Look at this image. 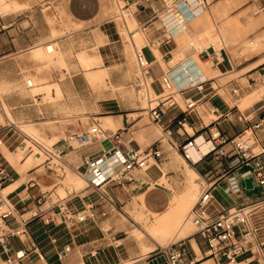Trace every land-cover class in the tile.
<instances>
[{"label": "crops", "instance_id": "obj_1", "mask_svg": "<svg viewBox=\"0 0 264 264\" xmlns=\"http://www.w3.org/2000/svg\"><path fill=\"white\" fill-rule=\"evenodd\" d=\"M194 1L195 0H190V3L192 4ZM201 1L203 2V6L199 10L195 11L194 7L196 5L185 8L187 11L193 7L195 11V13L187 12V20H189V23L186 30L176 28V23L171 19L165 20L167 25L165 32L174 28L172 32H168L171 33L173 37L168 44L165 43L164 30H161L164 24H162L160 20L153 19L154 14L151 10L141 9L134 17L143 35V52L148 60L153 63L152 75L155 83L151 89L154 90L156 94L157 92H159L158 94L162 92L159 81L164 74L172 73L175 79H177L176 86L179 90V97L185 108H183L181 102L177 100L179 106L176 108H169L166 111L163 122L165 126H169L170 133L164 134L163 132V135L169 138V144L182 158L181 146L186 144L188 140L201 138L204 141L210 142L213 150L218 144V141L213 140L217 135L220 134L225 138H235L242 135L244 130L253 125V123L245 122L241 118V115L246 118L256 117L255 121H257V116L264 114V68H262L264 63L250 69L245 74L246 78H242L240 81L233 80L231 83L223 86L219 79L220 76L231 73L234 67V56L231 49H227L224 46L220 49L216 47V52L221 58L218 63L212 60L211 62L213 65L211 67L205 66V64L209 62V59L200 55L193 48H190V50L185 49L187 38L197 34L198 41L199 39L202 41V34H214L212 27L217 28L224 25V27L228 29L227 34L233 32L232 30L236 31V28H238L242 30L241 34L242 37H244L245 34L243 31L246 27L253 26L255 28L256 25L260 23V20L254 16H256L255 10L258 12L261 11L258 10L257 6L250 0ZM157 6L161 8L163 6L162 2H158ZM102 8V0H70L68 5V10L72 13L75 20L83 24L93 22L95 18L100 15ZM157 29L160 30L157 31ZM253 32L255 33L256 31ZM77 33L80 35V32L74 34ZM81 33L82 35L86 34L85 31ZM34 34L35 31H21L20 26L16 25V23L9 25L5 29L0 28V84H2L5 89L11 90L17 88L18 84L21 83L18 77L21 75L23 69L34 70L37 67V63L31 58H28L30 55L29 53L22 54V52H27L31 48ZM218 34L220 36L219 31ZM244 40L243 38L237 39V41L240 42ZM23 41L29 43L28 47L26 46L24 49H22L21 46ZM153 43L156 45L153 46ZM34 51L35 54H33V56L36 59H39L36 53H45L41 46L33 48L32 53H34ZM95 58L100 65L101 58ZM183 67L188 69L195 78H201L203 80L208 79L201 91L197 89L188 90L189 84L188 82L186 84L187 79H183ZM93 70L104 71L108 76L105 69L95 67ZM62 72L66 74V69H62ZM211 73L213 76L209 77L208 75H211ZM54 74L58 76L59 72H55ZM245 80L250 82V87L244 85ZM73 82H75V80H73ZM253 87H255V89H253ZM220 88L225 92L224 94H221ZM183 89H186V91L182 92L181 90ZM233 89L240 90L238 96L233 95ZM241 96L243 97L239 99ZM5 98L9 105L17 104L19 101L17 96H8ZM199 99L202 101L198 104V108L193 111L190 116H187V122H183V127H180L178 122L184 120L186 117L185 111L187 110V103ZM243 99L245 101L244 103L248 104L245 110H241L240 106L237 104ZM41 100L42 98H38L40 103ZM105 101H108V103L102 104V106H111L119 109L113 116L99 118L104 120L105 125L115 128L116 131L124 130L125 141L131 143L135 148L144 150L150 145H153L154 140L147 136V133L141 129L140 124L142 121H138L137 119L131 120L129 116L133 114L129 113L128 109H122L129 105L125 98H113ZM216 111H222L223 113L232 111V114L229 117L220 119L216 122L217 124H215L214 122L218 117ZM147 115L149 117L148 112ZM5 118L8 120L7 116H5ZM206 118L208 122H206ZM149 120L153 123L150 117ZM93 121V124L98 125L99 122L96 119ZM155 126L157 127V125ZM187 126L192 133L187 130ZM76 130H79L83 137L80 138L77 132L73 135H78L79 138H74V140L70 141V137L73 136L71 135L69 138L67 137L57 142L53 146V149L58 150L60 153L57 155L58 158H54L50 164L39 163L33 168L25 169V158L23 161L17 162V164L12 162L11 157L15 152L12 151V147H10L9 144L5 147L7 151H4L3 148L0 149L5 161L12 167L15 175L14 182L6 188L5 193L18 209L24 205L33 208L35 200L42 194L47 197V202L41 206V209L43 211L48 209L46 205L53 200L52 192H54L57 187V177H59L55 174V171L53 172L51 165L54 160L58 159L61 160L65 166L69 167L70 171L75 174L78 173V175L83 177L86 181H84L86 184L85 188L80 191L68 193L67 196V199L72 201L70 204H73L77 211H82L90 205H94L99 212L105 210L107 201L102 199L101 192H104L108 198L119 205L120 210H123L121 206L132 198L131 194L135 190L144 191L147 184L164 178L167 174L165 169H167L168 173L172 174V171L168 169V166H171L170 162H167V160H169V149L165 144H161V149L164 153L162 162L153 164L145 172H135V180L126 185L120 186L114 183H105L98 189L91 185V175L85 164V159L100 158L103 152L113 153L115 148L108 142H102L97 139H95L96 141L91 139L89 141L86 135L87 127L84 125ZM255 134L257 140L253 141L254 143L251 147V151L254 154H260V159L264 164V136L260 130H256ZM9 155H11V157ZM12 159L16 162L14 158ZM187 164L197 171L198 176H202L205 175L212 166H215V161L212 160L210 156L197 165H192L188 162ZM201 164L207 166L208 169L200 171L199 166ZM248 171H251V168L242 169L238 172L239 177L245 180L251 178L252 173ZM171 178H173V176H171ZM130 187H134L133 190H129L128 188ZM153 193V189H146L143 194L145 196L144 204L146 208L153 213L165 211L169 207V197L166 194L155 197ZM262 195H264V188L255 187V190H248L246 184L243 193L239 195L227 193L224 186L218 188L214 192L217 204L225 209L232 208L239 204H250L255 202ZM119 212L112 213L106 218H100L97 223H89L85 226L73 241L72 253L62 260L59 259L58 253L64 246L71 243L72 233L67 231L64 226H45L41 219L34 221L30 225L32 232L31 240H26L25 244L19 240H14L12 245L14 248L19 249L24 246L28 247V245H30L29 241L37 243L40 250L45 255V261L41 262L33 255L32 264H85V256L96 248L101 249V247L105 249L99 252L97 259H95L96 262L102 264H148L147 257L149 256L143 255V249L139 248L137 251H132L128 239L117 241L115 235L113 236L114 240L112 237L109 238V232L115 231L119 223H121V219L117 216ZM54 237L58 239L56 244L51 241ZM114 241L120 242V245H116ZM187 243L188 255L186 257V263L194 261L195 264H216L213 259L207 256V246L198 236L194 234L190 237L187 236ZM1 263L2 258L0 259V264ZM238 264H264V258L257 256L251 258L248 255L241 258Z\"/></svg>", "mask_w": 264, "mask_h": 264}, {"label": "rangeland", "instance_id": "obj_2", "mask_svg": "<svg viewBox=\"0 0 264 264\" xmlns=\"http://www.w3.org/2000/svg\"><path fill=\"white\" fill-rule=\"evenodd\" d=\"M69 1L0 0L1 29L16 23L20 26L21 31H35L31 48L22 54L29 53L28 58L37 63L34 70H22L18 77L21 83L18 84L17 88L8 90L0 84V95L3 98V107L5 108V115L4 112L0 115L4 122H0V125L10 123L5 118L8 115L9 119L19 129L50 148L60 140L69 138L77 132L82 138L81 132L76 129L83 127V125L87 127L88 140H95L90 133V128L96 126L92 123L94 119L99 122L98 125L103 129L116 131L115 128L105 125L104 120L99 118L113 116L119 109L102 106V104L108 103L105 101L108 99L125 98L129 105L122 109H128V112L133 114L129 118L142 121L141 129L154 140L153 145L165 144L168 147L169 160L167 162H170L171 165L168 166V169L172 171V174L165 169L167 174L164 178L147 184L144 191L135 190L131 194L132 198L121 206L123 210L119 208L120 212L117 216L121 219V223L115 231L109 232V238L115 235L117 241L128 239L132 251L141 248L143 255L153 256L162 247L168 246L178 239H185L184 237H176V233L186 223L187 215L198 198L193 187V181L197 179L198 175L190 172L188 168L190 166L173 150L169 144V138L164 136L163 132L149 120L147 109L151 105H156L154 100H156L159 92L156 94L154 90L150 89V98H147L148 91L137 88L135 85V80L140 75L135 54L144 44L143 35L134 18L135 15L126 11V8L121 9L124 5L121 0L120 4L119 0H102L103 8L100 15L93 22L83 24L77 22L68 10ZM123 11L129 18L125 19L122 16ZM255 12L256 16L254 17L258 18L260 23L255 28L253 26L246 27L243 31L244 37L241 34L242 30L238 28L236 31L232 30L230 35L227 34L228 29L223 25L217 28L212 27L213 35H209L212 33L202 34V41H198L197 34L187 38L185 49L188 50L191 48V42L196 46L201 44L207 46L213 42L217 49L223 46L231 49L234 56V67L231 73L220 76L219 79L223 86L233 80L240 81L242 78H246L245 74L250 69L264 63V10L261 12L255 10ZM82 31H85L86 34L82 35ZM76 32H80V35L74 34ZM134 35L135 37H133ZM239 38L245 40L243 42L237 41ZM50 44L55 47L53 53H48L45 49ZM28 45L29 43L23 41L22 49ZM36 46L43 48L44 59L40 57L36 59L33 56L35 51L32 53V50ZM95 57L101 58V64L87 66V59H93L94 62L98 61ZM212 65L211 61L205 64L206 67ZM95 67L105 69L108 76L103 71L105 75L103 74L97 81H91L89 75ZM62 69H66V74L62 72ZM55 72H59V75L56 76ZM208 76L212 77L213 74ZM27 80H33V88L27 86ZM244 85L251 86L247 80L244 81ZM140 90L142 91L140 92ZM174 92L176 100H179L183 106L177 86H175ZM220 92L221 94L225 93L222 88H220ZM8 96H17L18 103L9 105L5 98ZM38 98H42L41 103ZM244 102L243 99L237 103L241 110L248 107V104ZM183 108L185 107L183 106ZM205 120L208 122L207 118ZM186 128L192 133L188 126ZM8 144L10 143L8 142ZM3 150L7 151L4 147ZM12 151H14V147H12ZM9 156L11 157V155ZM23 159L24 155L19 151L12 154L11 157L14 164L23 161ZM25 159V169L33 168L43 161L42 159L36 162L32 157ZM57 165L62 166L63 170H60ZM51 166L53 172L55 171L59 177H57V187L52 192L53 200L46 205L47 208L57 203L59 199L66 198L68 193L80 191L86 187L84 180L78 176V173L75 174L68 170L64 164H58L57 160H54ZM207 169V166L202 164L199 166L200 171ZM133 188L128 189L133 190ZM146 189H153L155 197L166 193L170 199L169 207L161 213L150 212L144 204L145 196L143 194ZM186 197L193 198L187 202V205H191L183 215L179 216L172 232L158 231L159 233L153 234L151 230L155 228L158 219H162L171 209L174 210L180 206ZM185 229L186 235L189 237L196 232L194 226ZM114 243L120 245V242L114 241Z\"/></svg>", "mask_w": 264, "mask_h": 264}, {"label": "built area", "instance_id": "obj_3", "mask_svg": "<svg viewBox=\"0 0 264 264\" xmlns=\"http://www.w3.org/2000/svg\"><path fill=\"white\" fill-rule=\"evenodd\" d=\"M123 6L121 9L129 11L132 15H136L141 9H149L154 14V20H160L164 24L163 34L165 43H170L172 34L165 32L167 28L165 20L169 18H179L184 16L187 18V12L195 13L203 6L201 0H121ZM255 4L258 10H264V0H250ZM162 2V7H158L157 3ZM195 3V4H193ZM120 4V0H119ZM196 5L191 9L185 10L186 7ZM124 13V11L122 12ZM160 29H157L159 31ZM135 37V35L133 36ZM201 39H199L200 41ZM156 44L153 43V46ZM200 55L209 59V61H220V55L216 52V44L210 43L207 46H196L190 43ZM137 66L140 75L135 80L137 88L150 90L154 83L152 75L153 63L148 60L143 52V48L136 51L135 54ZM208 79L196 80L191 82L188 90L197 89L201 91ZM28 86L32 87V81L28 80ZM160 86L162 92L156 96L155 106H149L147 109L151 121L164 132L170 133L169 126L164 124V116L169 108L179 106L174 92V83L170 73L164 74L160 78ZM186 91V89L181 90ZM239 89H233L235 96L239 95ZM203 99V98H202ZM151 101V102H154ZM202 100L189 101L187 103L186 117L178 122L183 127V122H187V116L198 108V104ZM4 112L3 98L0 95V115ZM218 122L220 119L229 117L232 111L223 113L216 111ZM242 119L253 125L243 134L235 138H225L217 135L213 140L218 141L214 149L210 150L206 155L202 156L198 161L193 160L191 150L197 148V139L188 140L186 144L181 146V154L184 160L192 165H197L207 157H212L215 166H212L205 175H199L195 180V186L199 191L198 198L190 210L187 221L195 228L194 235L198 236L207 246V256L213 259L216 264H238L241 258L261 257L264 258V195L255 202L250 204H239L232 208L225 209L217 204L214 192L221 187H225L227 193L231 195H239L245 189V179L240 178L238 172L244 168H251L252 180L255 187L264 188V164L260 159V154H254L251 151L253 141L257 140L255 131L260 130L264 136V114L256 117H244ZM91 134L97 140L108 142L115 151L103 152L100 158H86L85 164L91 175V185L100 189L105 183H114L124 185L134 181V173L137 171L145 172L153 164L162 162L164 153L159 145H151L142 150L135 148L131 143H127L124 139V130L109 131L96 125L92 128ZM78 135L70 137V141L77 138ZM14 147V152L19 151L24 158L32 157L36 162L43 159L42 164H50L54 158H58L60 153L50 147L43 145L39 140L26 134L23 130L17 128L13 123L0 125V149L8 145ZM63 170L62 166H59ZM196 167V166H195ZM64 172V171H63ZM15 180L12 167L5 161L3 154L0 152V259L1 264H32L33 255L43 262L45 255L40 250L37 243L29 241L28 247L16 249L12 242L19 240L25 244L26 240H31L32 232L30 225L41 219L45 226H64L71 232V243L64 246L58 253L60 260L65 259L72 253V244L75 238L80 234L85 226L89 223H97L100 218H106L112 213L119 212V205L108 198L104 192H101L102 199L106 200L107 207L99 212L94 205L86 207L82 211H77L70 200L66 198L59 199L57 203L50 206L47 210H42L47 202V197L42 194L34 202V207L29 208L26 205L18 209L9 196L5 193L6 188ZM113 238V237H112ZM114 240V238H113ZM56 244V237L51 239ZM187 238L175 241L168 246L162 247L155 255L147 257L148 264H195L194 261L186 263L188 255ZM94 249L85 256V264H102L96 262L99 252L104 250Z\"/></svg>", "mask_w": 264, "mask_h": 264}, {"label": "bare ground", "instance_id": "obj_4", "mask_svg": "<svg viewBox=\"0 0 264 264\" xmlns=\"http://www.w3.org/2000/svg\"><path fill=\"white\" fill-rule=\"evenodd\" d=\"M122 14V16L126 19V18H129V16H127L126 14H124V13H121ZM169 19H171V20H173L175 23H176V28H179V29H187L188 28V21L189 20H187V18H185L184 16H180L179 18H169ZM133 22V21H132ZM174 30V28L172 29H170L169 31H173ZM45 49H46V51L48 52V53H53L54 51H55V47H54V45H52V44H50V45H47L46 47H45ZM39 52V51H38ZM37 54V56H39L41 59H44V57H45V55H44V53H36ZM86 63H87V66H89V67H91L92 65H96V64H98V61H96V62H94L93 61V59H87L86 60ZM183 72H184V76H183V79H187L186 80V84H187V82H188V84H189V86H191V82L192 81H196V80H203V79H199V78H195V76H193L191 73H190V71L188 70V69H186L185 67H183ZM204 72V71H203ZM104 73H103V71H95V70H93V71H91L90 72V75H89V79L91 80V81H97L102 75H103ZM105 75V74H104ZM170 75H171V77H172V79H173V83H174V87L176 86V81H177V79H175V76L172 74V73H170ZM32 81V87H30V88H33L34 87V82H33V80H31ZM204 81V80H203ZM27 82H28V80H27ZM26 82V84H27V86H28V83ZM188 86V87H189ZM29 87V86H28ZM142 90H140V92H141ZM144 91V90H143ZM147 98H150V93H149V90H148V92H147ZM4 115H5V108H4ZM6 115H7V113H6ZM10 115V114H9ZM7 118H8V120H9V122L10 123H13V124H15L13 121H11L10 119H9V117H8V115H7ZM4 119H3V117L2 116H0V122H4L3 121ZM94 126H92L91 128H90V133H91V130H92V128H93ZM77 138H79V136H77ZM4 148L5 147H7V145L6 146H3ZM2 147V148H3ZM212 149V144L210 143V142H208V141H204L203 139H201V138H199V139H197V148L196 149H193V150H191V153H192V156H193V160L194 161H198L202 156H204V155H206L208 152H210V150ZM57 163L58 164H63L62 162H61V160H57ZM59 165H57V167H58ZM68 168V170H70V168L69 167H67ZM189 168V170H190V172L192 173V174H197V171H195V169H192L191 167H188ZM79 176V175H78ZM79 177H81V176H79ZM84 181H85V179L83 178V177H81ZM86 182V181H85ZM193 187H194V189H195V191L197 192V196H198V191H197V188H196V186H195V181H193ZM71 189H72V187H70ZM75 190V189H74ZM162 192V191H161ZM165 192V191H164ZM166 194V193H165ZM193 198L192 197H186L184 200H183V202L181 203V205L180 206H178L177 208H175L174 210L173 209H171L169 212H168V214H166L165 215V217H163L162 219H158V222H157V224L155 225V228L153 229V230H151V232L153 233V234H157V233H159L158 231H162V232H167V233H169V232H172V230L175 228V226H176V221H178V219H179V216H181V215H183L185 212H186V210L189 208V206L191 205V204H188L187 205V202L188 201H191ZM195 204V203H194ZM194 206V205H193ZM192 206V207H193ZM192 209V208H191ZM190 209V210H191ZM190 212V211H189ZM189 214V213H188ZM187 217H188V215H187ZM192 228L193 227V225L190 223V222H188L187 221V218H186V223L181 227V230H178V232L176 233V237H186L187 238V236H189V235H186V229L185 228Z\"/></svg>", "mask_w": 264, "mask_h": 264}, {"label": "water", "instance_id": "obj_5", "mask_svg": "<svg viewBox=\"0 0 264 264\" xmlns=\"http://www.w3.org/2000/svg\"><path fill=\"white\" fill-rule=\"evenodd\" d=\"M245 184L248 190H255V186L253 185L252 180L250 179L245 180Z\"/></svg>", "mask_w": 264, "mask_h": 264}]
</instances>
